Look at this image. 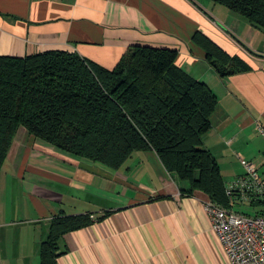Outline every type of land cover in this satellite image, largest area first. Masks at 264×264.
<instances>
[{
	"label": "crops",
	"instance_id": "0c3cea01",
	"mask_svg": "<svg viewBox=\"0 0 264 264\" xmlns=\"http://www.w3.org/2000/svg\"><path fill=\"white\" fill-rule=\"evenodd\" d=\"M197 32L249 70L220 78L192 42ZM134 45L176 50V64L216 94L203 145L221 173L228 158L248 160V150L264 148L257 131L264 128V31L228 9L210 0H0V57L63 51L112 69ZM187 187L154 152H136L112 170L20 128L0 174V264H32V248L40 252L54 217L107 213L62 238L57 264H230L209 198L181 195Z\"/></svg>",
	"mask_w": 264,
	"mask_h": 264
},
{
	"label": "trees",
	"instance_id": "16d2710c",
	"mask_svg": "<svg viewBox=\"0 0 264 264\" xmlns=\"http://www.w3.org/2000/svg\"><path fill=\"white\" fill-rule=\"evenodd\" d=\"M264 31V0H210ZM192 42L220 77L249 67L197 32ZM178 52L130 46L112 69L76 53L48 51L0 57V174L20 128L56 150L119 170L136 152L156 154L188 187L227 206L221 168L203 145L218 107L210 87L176 64ZM169 200L157 197L155 200ZM90 215L54 217L40 246V264H57L62 238L101 222Z\"/></svg>",
	"mask_w": 264,
	"mask_h": 264
},
{
	"label": "built area",
	"instance_id": "2783aa9c",
	"mask_svg": "<svg viewBox=\"0 0 264 264\" xmlns=\"http://www.w3.org/2000/svg\"><path fill=\"white\" fill-rule=\"evenodd\" d=\"M257 131L264 138L261 125ZM238 160L245 174L226 184L227 206L209 201L206 210L230 264H264V174L244 157ZM237 204L251 212L233 210Z\"/></svg>",
	"mask_w": 264,
	"mask_h": 264
},
{
	"label": "rangeland",
	"instance_id": "374dc122",
	"mask_svg": "<svg viewBox=\"0 0 264 264\" xmlns=\"http://www.w3.org/2000/svg\"><path fill=\"white\" fill-rule=\"evenodd\" d=\"M243 21H244V19H243ZM256 143H258V142H256ZM259 150L261 151V153H259ZM246 154L248 155V160H250L251 162L256 164V166H258L259 172L263 173L262 171H264V148H261V149L256 148L255 150L251 149V150H248L246 152ZM227 160L228 161L226 162V164L225 163L222 164V170H223L222 176H223L225 184L232 183L236 179H238L239 177H241L242 175L245 174V171L242 168V166L240 165L239 160L236 161V160L232 159V161H231V159H229V158ZM233 210L242 211V212H251V207L248 205L240 206L239 204H237V205H235ZM29 227H32V229H34L35 225L29 226ZM31 244H32V247L35 246L33 240H31ZM30 250H31V246H30ZM38 252H39V249L37 251H35V249L32 248V254H31V259L33 260L32 264H36V261H38V264H40L39 255H38V258H36L33 255L34 253L37 254Z\"/></svg>",
	"mask_w": 264,
	"mask_h": 264
}]
</instances>
